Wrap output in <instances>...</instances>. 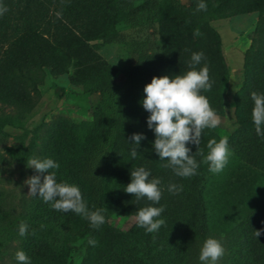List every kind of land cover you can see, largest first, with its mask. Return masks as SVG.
<instances>
[{
  "label": "trees",
  "instance_id": "trees-1",
  "mask_svg": "<svg viewBox=\"0 0 264 264\" xmlns=\"http://www.w3.org/2000/svg\"><path fill=\"white\" fill-rule=\"evenodd\" d=\"M138 1L0 0L8 9L0 16V102L21 106L22 112L32 109L31 91L38 92L47 69L63 74L66 56L73 62V83L99 86L108 78L110 67L94 53L92 42H125L130 47L124 80L100 92L92 131L80 138L64 127L48 145V158L60 165L50 170L56 172L57 182L78 186L90 211L103 210L105 223L93 228L74 212L54 210L38 194L28 221L38 236L27 243V256L31 264H67L69 252L59 244L87 238L97 244H90L82 264H193L199 244L212 231L234 225L232 264H264V232L258 238L255 235L256 230H264V209L238 206L231 183L243 164L264 168V137L256 133L251 98L252 92L264 94V0H203L207 11L196 10L200 0L186 5L179 0ZM252 12L259 15V43L247 54L244 85L231 98L237 128L227 137L232 153L229 163L219 174L203 163L208 141L225 137L219 130L205 129L200 146L186 145L199 164L197 174L179 177L172 168L163 167L168 161L160 160L154 150L155 133L147 125L150 113L142 106L144 88L153 77L174 78L193 70L195 48L211 40L212 59L208 56L210 61L202 60L195 70L209 68L212 89L201 94L221 114L227 64L220 34L210 21ZM196 29L202 35H194ZM133 31L143 38L132 36ZM135 133L146 137L139 145L130 139ZM133 148L137 149L135 159ZM139 167L151 172L150 179H161L159 204L147 198L137 200L124 191L131 183V171ZM171 184L182 185L183 191L169 192ZM147 206L165 208L159 217L165 224L157 232H146L138 221L127 231L109 223L112 212L137 216Z\"/></svg>",
  "mask_w": 264,
  "mask_h": 264
},
{
  "label": "rangeland",
  "instance_id": "rangeland-1",
  "mask_svg": "<svg viewBox=\"0 0 264 264\" xmlns=\"http://www.w3.org/2000/svg\"><path fill=\"white\" fill-rule=\"evenodd\" d=\"M142 2L140 0L137 4ZM210 24L220 34L227 64V76L223 84L225 107L221 114H217L221 123L215 130L228 137L237 128L235 107L231 98L244 85L247 54L258 48L259 15L258 12L240 14L211 20ZM119 28L128 30L123 25H119ZM132 36H137L136 31L132 32ZM137 37L143 38L141 35ZM204 42L206 44L200 46L201 48L196 47L195 52H202L203 61L208 63V56H211L208 49L213 46V42ZM92 46L94 53L110 67L108 78L99 86L73 83V62L66 56L63 74L56 75L47 69L43 83L38 86V92L31 91L35 102L31 110L22 112L21 106L0 102V121L3 120V127L0 128V264H18L16 252L22 250L27 255V243L38 236V233L32 234L28 224L38 193L37 196L30 195V186L25 181L41 174L29 168L27 161L32 158L48 159L49 142L64 127L71 130L75 137H86L93 129L92 123L101 90L124 80L130 55L128 43H107L99 40L93 41ZM240 167L231 181L234 184L232 188L236 203L238 206L247 204L252 209H264V168L252 164H243ZM45 175L47 174L41 175V182ZM22 221L28 224V234L24 237L19 235ZM136 221L135 215L117 212H112L109 218L112 226L123 231L132 228ZM233 227L234 225L229 229H216L208 237L219 240L225 248V255L218 264H232L230 232ZM204 243L199 244L193 264H201L199 255ZM59 246L69 252L67 264H82L91 249L87 238L61 242Z\"/></svg>",
  "mask_w": 264,
  "mask_h": 264
},
{
  "label": "clouds",
  "instance_id": "clouds-1",
  "mask_svg": "<svg viewBox=\"0 0 264 264\" xmlns=\"http://www.w3.org/2000/svg\"><path fill=\"white\" fill-rule=\"evenodd\" d=\"M186 5V0H179ZM190 3V0H188ZM197 11H207V4L200 0L196 5ZM8 11L7 7L0 5V16ZM194 35L200 36L199 29L194 31ZM204 59V54L193 53L191 65L193 70L185 75H177L174 78L169 76L153 77L151 83L144 88L145 98L142 100L143 108L150 113L147 120L148 128L154 130L155 141L154 150L160 160H167L163 167H170L179 177H192L197 174L199 164L191 149L186 145L189 143L200 146L202 133L205 129L217 128L221 121L214 109L211 107L208 98L201 94L202 91H211L213 82L210 80L209 68L204 66L200 70H195ZM254 101L252 109V120L258 136L264 137V94L251 93ZM139 145L146 137L141 133H135L130 138ZM208 154L204 157L203 163L209 166V170L214 174L221 173L229 163L232 154L228 144V138L224 137L217 142L215 139L209 140L207 144ZM199 151V150H198ZM200 155H204L199 151ZM133 159L137 156V149L131 151ZM27 166L33 168L41 175H34L25 181L30 186V195L43 199L45 203H50L54 210L62 212H74L87 219L90 226L99 228L105 223V216L102 209L90 211L83 199L80 188L73 184L58 183L56 172L50 171L60 168L59 163L51 158L29 159ZM151 172L144 167H139L131 171V183L124 191L134 194L137 200L147 198L153 204H159L162 199L163 189L160 187V178H151ZM168 191L179 194L183 191L182 185L171 184ZM165 211L163 206H147L137 212L138 226L144 228L146 232H157L165 224L164 219L159 217ZM44 226L41 225V228ZM264 230H256V237H260ZM28 234V224L21 222L19 225V235L24 237ZM35 235V232L32 233ZM93 246L97 244L94 239L89 240ZM225 255V248L222 243L214 238H209L201 248L199 260L201 264H218V261ZM18 264H31L30 258L24 251H17L15 254Z\"/></svg>",
  "mask_w": 264,
  "mask_h": 264
}]
</instances>
